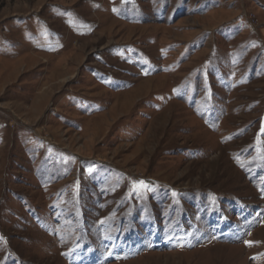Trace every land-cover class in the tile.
I'll list each match as a JSON object with an SVG mask.
<instances>
[{"label": "rangeland", "instance_id": "rangeland-1", "mask_svg": "<svg viewBox=\"0 0 264 264\" xmlns=\"http://www.w3.org/2000/svg\"><path fill=\"white\" fill-rule=\"evenodd\" d=\"M0 264H264V0H0Z\"/></svg>", "mask_w": 264, "mask_h": 264}]
</instances>
